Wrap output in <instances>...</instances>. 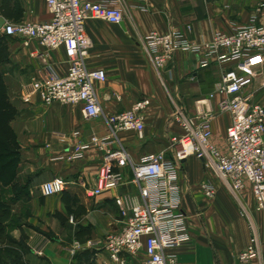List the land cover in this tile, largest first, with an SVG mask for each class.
Returning <instances> with one entry per match:
<instances>
[{"label":"crops","instance_id":"crops-1","mask_svg":"<svg viewBox=\"0 0 264 264\" xmlns=\"http://www.w3.org/2000/svg\"><path fill=\"white\" fill-rule=\"evenodd\" d=\"M90 1L114 3L123 12L118 25L98 20L85 24L90 40L86 67L106 75L104 82L93 83L103 116L129 110L138 100L148 99L141 135L121 132L118 141L133 164L148 154L167 152L173 156L170 138L182 132L175 114L181 109L187 116L194 115L195 101L213 93L221 72L233 64L219 63L213 56L209 65L201 67L202 55L179 50L163 68L156 69L145 37L178 30L190 43L201 46L216 33H232L251 24L264 26V0ZM0 19L9 24L45 23L50 16L45 0H0ZM4 38L11 40L9 66L25 95L33 80L44 77L45 66L58 77L65 75L62 49L47 52L36 42L23 46L16 38ZM242 94L247 101L264 107V62L252 68L251 81ZM217 101L218 96L212 105ZM14 109L10 131L15 149L7 156V171L0 176L1 199L9 206L0 215L4 236L19 246L24 264H111L104 252L68 251L73 242L85 246L121 230L125 218L116 198L129 203L140 200L130 167L122 170L123 186L97 197L89 195L96 187L105 149L88 147L72 159L79 143L109 137L103 117L86 119L79 105H45L35 96L30 103H15ZM229 124L226 112L215 114L212 120V142L222 152L226 151ZM178 170L180 207L190 242L170 250L177 264H236L253 235L260 249L254 264H264V210L256 211L249 186L232 195L193 157L181 162ZM55 178L66 182L64 191L41 197L38 186ZM203 184L214 188L212 198L204 196ZM5 247L0 242V248ZM145 258L143 251L122 257L124 264L141 263Z\"/></svg>","mask_w":264,"mask_h":264},{"label":"built area","instance_id":"built-area-1","mask_svg":"<svg viewBox=\"0 0 264 264\" xmlns=\"http://www.w3.org/2000/svg\"><path fill=\"white\" fill-rule=\"evenodd\" d=\"M45 2L50 16L47 22L4 23L0 27V38H16L23 46L36 42L47 52L64 51L67 62L65 75L58 77L45 66L44 77L30 83V91L23 101L30 103L35 96L45 105L55 102L79 105L86 119L103 117L109 137H93L88 143H79L72 159L80 157L82 150L88 147L105 149L96 187L89 191V195L97 197L123 186L122 170L130 167L131 182L140 198L134 203L116 198L115 204L125 218L121 230L88 241L85 246L73 242L69 252L80 249L104 252L111 264H124L123 255L134 256L143 251L146 258L137 264H177L170 250L190 242L180 207L178 165L190 157L202 161L204 168L234 196L249 186L256 211L264 210V107L247 101L242 94L251 81L252 68L264 62V26L251 24L232 33H216L201 46L190 43L178 30H170L163 35L150 33L145 37L156 69L163 68L179 50L202 55L201 67L209 65L213 56L217 62H230L233 66L221 72L213 93L195 101L194 115L187 116L181 109L177 111L175 120L182 132L170 138L169 150L174 151L173 156L167 152L148 154L133 164L119 143L118 134L134 132L141 135L143 113L150 101L141 99L129 110L103 116L93 83L104 82L105 72L86 67L90 48L86 22L98 20L118 25L123 21L122 10L114 3L90 0ZM221 50L225 53H220ZM216 96L218 101L213 106L212 100ZM224 112L230 115V124L225 132L226 151L222 152L212 142V120L215 114ZM112 145L117 148L109 149ZM65 187L63 179L55 178L39 185L37 191L46 198L61 194ZM202 189L206 198L214 196V188L210 184H203ZM41 251L38 250L37 254L41 255ZM259 256V243L253 235L248 246L238 254L236 264H254Z\"/></svg>","mask_w":264,"mask_h":264},{"label":"rangeland","instance_id":"rangeland-1","mask_svg":"<svg viewBox=\"0 0 264 264\" xmlns=\"http://www.w3.org/2000/svg\"><path fill=\"white\" fill-rule=\"evenodd\" d=\"M11 44V40L0 38V140H4L5 143L9 142L6 130L7 128L10 130L11 123L16 116L14 104L23 101L25 96L22 84L15 77L12 67L9 66ZM0 258V264H10L9 257L3 252L0 253ZM17 261L19 262L17 264H23L18 257L15 262Z\"/></svg>","mask_w":264,"mask_h":264},{"label":"trees","instance_id":"trees-1","mask_svg":"<svg viewBox=\"0 0 264 264\" xmlns=\"http://www.w3.org/2000/svg\"><path fill=\"white\" fill-rule=\"evenodd\" d=\"M6 131L9 136V142L5 143L4 140L2 139L0 140V176L3 172L7 171L9 167V160L7 156L10 155L15 149L14 137L8 128ZM1 198H2V195L0 194V215L2 213H6L9 208L7 203L4 202ZM4 230L5 228L0 224V242L5 243V245H7V247L1 248L0 253L3 252L4 255H7L9 257L10 264L19 263L18 261L15 262L17 257H18V260L23 263V260L21 258L22 255L17 250L19 246L16 243L11 242V240H7V238L4 236V232H3Z\"/></svg>","mask_w":264,"mask_h":264},{"label":"water","instance_id":"water-1","mask_svg":"<svg viewBox=\"0 0 264 264\" xmlns=\"http://www.w3.org/2000/svg\"><path fill=\"white\" fill-rule=\"evenodd\" d=\"M4 24L3 20L0 19V27Z\"/></svg>","mask_w":264,"mask_h":264}]
</instances>
